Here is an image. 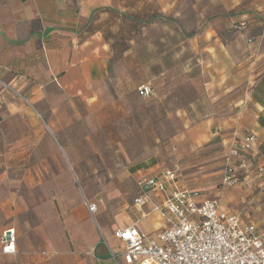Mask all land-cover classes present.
<instances>
[{
    "label": "crops",
    "instance_id": "1",
    "mask_svg": "<svg viewBox=\"0 0 264 264\" xmlns=\"http://www.w3.org/2000/svg\"><path fill=\"white\" fill-rule=\"evenodd\" d=\"M134 13L142 24L167 16L185 31L191 27L186 38L216 107L169 140L172 165L183 171L179 184L199 191L198 203L220 198L225 211L238 214L242 225H257L264 237V0H0V264H124L115 229L135 222L148 233L162 229L157 211L135 204L139 176L175 169L156 158L129 170L136 194L116 219L94 221L88 204L99 208L98 202L80 201L82 189L91 191L89 174L79 167L82 149L93 144L88 130L96 128L100 140L107 125L109 32L114 21L133 23L123 15ZM240 24L232 34L223 32ZM103 113L101 122H92ZM247 132L258 142L235 161L237 185L219 186L214 175L220 171L212 168L219 162L210 158L190 166L188 159L212 136L224 138V153ZM50 164L64 165L67 194L45 184ZM36 165L39 176L32 173ZM54 210L65 213L62 220H50ZM9 229L16 252L8 254L1 238Z\"/></svg>",
    "mask_w": 264,
    "mask_h": 264
},
{
    "label": "rangeland",
    "instance_id": "2",
    "mask_svg": "<svg viewBox=\"0 0 264 264\" xmlns=\"http://www.w3.org/2000/svg\"><path fill=\"white\" fill-rule=\"evenodd\" d=\"M113 24L115 29L109 32L113 39V56L108 64L110 77L106 80L107 90L102 98L107 107V125L102 130L100 140L96 139L98 130L93 126L89 128L90 143L93 144L89 147L87 143V147L82 149L84 153L80 154L79 163L80 169L89 174L86 179L91 188L90 192L86 190L85 193L82 189L80 201L84 206L85 199L99 204L94 216L88 214L93 220L95 218L94 221L100 215L110 220L116 219L118 213L126 210L125 206L132 202L136 194L129 171L132 168L157 159L167 167L178 169L172 165L175 154L172 146H169L170 138L182 132L188 122L216 108L211 105L203 89L206 77L197 72L196 54L183 35L182 27L167 21L138 26L129 23L126 18ZM185 29L186 33L192 30L191 27ZM146 84L153 87V93L149 97L139 96L138 87ZM103 118L104 113L102 117L97 114L92 122H101ZM223 141L220 134L212 136L196 156L188 159L194 160L190 164L192 167L198 166L206 158L219 162L212 167L214 172L220 171L219 175H214L219 186H224L221 182ZM61 165H57V170L54 164L46 166L48 179L45 184L53 191L58 188L67 194L69 187L64 165ZM32 168V173L39 176L40 166ZM55 170L57 176L53 173ZM178 170L183 172L181 167ZM29 214L38 223L40 219L35 212L30 211ZM63 215L65 213L60 210H54L50 220H62Z\"/></svg>",
    "mask_w": 264,
    "mask_h": 264
},
{
    "label": "built area",
    "instance_id": "3",
    "mask_svg": "<svg viewBox=\"0 0 264 264\" xmlns=\"http://www.w3.org/2000/svg\"><path fill=\"white\" fill-rule=\"evenodd\" d=\"M137 90L142 97L153 93L148 84ZM257 142L256 133L247 132L240 142L226 148L221 175L225 187L239 183L235 161ZM180 178L178 170L167 169L135 180L139 189L135 204L149 205L161 215L164 225L155 233L140 229L138 222L115 229L124 248V264H264V237L258 226L242 225L238 214L222 208L220 198L198 203L199 191L179 184ZM97 209V203L88 204L92 216ZM2 234L3 252L15 253L14 229Z\"/></svg>",
    "mask_w": 264,
    "mask_h": 264
},
{
    "label": "trees",
    "instance_id": "4",
    "mask_svg": "<svg viewBox=\"0 0 264 264\" xmlns=\"http://www.w3.org/2000/svg\"><path fill=\"white\" fill-rule=\"evenodd\" d=\"M123 17H129L130 18V20H132V22L133 23H136V25H138V26H148L152 21H151V18L150 19H148V21H143V23L144 24H142V23H140V19L138 18V17H140L139 15H137V14H133L132 16H126V15H123ZM165 18V21H167V22H170V23H172V24H174V22H173V20L170 18V17H167V16H165L164 17ZM138 21V22H137ZM240 28L241 27V24L239 25V26H237V27H232V28H229V29H225L223 32H225L226 34H232L233 33V31H235L237 28ZM261 30H264V24H263V26H261ZM181 31H182V33H183V35L184 36H187L188 37V33H186V31L183 29V28H181ZM252 40V39H251ZM260 78H261V82H263L264 83V72L263 73H261L260 74ZM137 94L139 95V96H141L139 93H138V90H137ZM260 150L264 153V142L262 143V145L260 146ZM193 189V188H192Z\"/></svg>",
    "mask_w": 264,
    "mask_h": 264
}]
</instances>
